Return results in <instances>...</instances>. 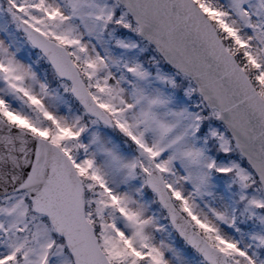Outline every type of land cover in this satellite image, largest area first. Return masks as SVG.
Masks as SVG:
<instances>
[{
	"label": "snow or ice",
	"instance_id": "snow-or-ice-1",
	"mask_svg": "<svg viewBox=\"0 0 264 264\" xmlns=\"http://www.w3.org/2000/svg\"><path fill=\"white\" fill-rule=\"evenodd\" d=\"M0 264H264V0H0Z\"/></svg>",
	"mask_w": 264,
	"mask_h": 264
}]
</instances>
